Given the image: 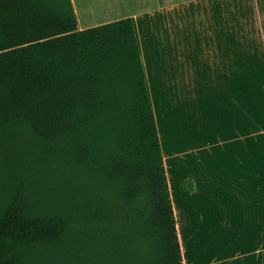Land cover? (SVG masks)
<instances>
[{
  "label": "trees",
  "instance_id": "obj_1",
  "mask_svg": "<svg viewBox=\"0 0 264 264\" xmlns=\"http://www.w3.org/2000/svg\"><path fill=\"white\" fill-rule=\"evenodd\" d=\"M20 135L27 174L0 210V264H184L132 17L80 30L72 0H0L2 168ZM47 171L70 190L65 210L27 201Z\"/></svg>",
  "mask_w": 264,
  "mask_h": 264
},
{
  "label": "crops",
  "instance_id": "obj_2",
  "mask_svg": "<svg viewBox=\"0 0 264 264\" xmlns=\"http://www.w3.org/2000/svg\"><path fill=\"white\" fill-rule=\"evenodd\" d=\"M72 1L134 21L184 264H264V0Z\"/></svg>",
  "mask_w": 264,
  "mask_h": 264
},
{
  "label": "rangeland",
  "instance_id": "obj_3",
  "mask_svg": "<svg viewBox=\"0 0 264 264\" xmlns=\"http://www.w3.org/2000/svg\"><path fill=\"white\" fill-rule=\"evenodd\" d=\"M168 1L171 0H114L112 3V13H115L117 16H124L133 11ZM12 149L14 155L11 159L6 160V168L5 165L2 168L0 163V210L3 208L4 203L10 199L14 186L27 174L23 167L18 171L17 169L29 157V143L23 140L20 135L13 142ZM28 186L26 190L27 201L36 212L38 210L44 212L55 209L65 210L71 204L69 199L70 190L66 187L59 173L53 171L44 172L42 175L40 174L31 178ZM51 264L67 263L59 259Z\"/></svg>",
  "mask_w": 264,
  "mask_h": 264
}]
</instances>
